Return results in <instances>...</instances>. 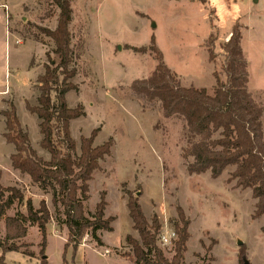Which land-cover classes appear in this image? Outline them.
Instances as JSON below:
<instances>
[{"label":"rangeland","instance_id":"1","mask_svg":"<svg viewBox=\"0 0 264 264\" xmlns=\"http://www.w3.org/2000/svg\"><path fill=\"white\" fill-rule=\"evenodd\" d=\"M70 7V68L76 71L70 82L77 90L69 92L66 101L69 108L82 105L85 113L71 121L70 133L77 147L80 137H89L95 129L94 146L113 140L111 155L99 162L88 182L85 203V212L92 213L104 193L105 217L114 218L113 231L96 232L103 246L85 236L74 257L71 248L64 255L66 231L58 223L63 217L56 214L50 191L43 192L11 168L8 155L14 148L2 136L1 112L12 103L32 148L49 160L39 145V121L26 110L25 102L36 105V79L49 64L47 58L59 63L53 42L38 30H54L59 9L53 0H0L2 185L16 187L24 199L31 197L34 207L42 199L47 201L53 217L46 229L47 262L61 264L64 257L68 262L73 258V264H134L131 247L125 243L127 235L138 240L126 208L128 192L138 198L148 221L157 215L161 223L157 244L168 260L173 255L172 224L179 206L190 221L183 264H241L243 259L264 264V215L252 219L255 200L250 190L228 182L233 168L215 179L209 172L189 175L186 167L193 159L183 158L188 148L184 122L165 119L158 102L142 107L130 92L131 84L148 78L157 64L152 53L130 48L148 47L153 38L165 65L183 87L203 88L211 95L213 73L225 81L222 46L237 26L247 62L248 92L256 103L264 104V24L252 20L258 12L253 0H71ZM208 48L215 57L212 62ZM17 212L25 214L24 204L15 205L6 215ZM4 234L1 221L0 239ZM40 239L37 229L29 226L24 239L11 243L20 248L5 255L6 263L39 264ZM244 247V255L239 256V248Z\"/></svg>","mask_w":264,"mask_h":264},{"label":"trees","instance_id":"2","mask_svg":"<svg viewBox=\"0 0 264 264\" xmlns=\"http://www.w3.org/2000/svg\"><path fill=\"white\" fill-rule=\"evenodd\" d=\"M70 1L53 0L59 9L54 30L38 28L53 42V52L59 57V63L54 64L47 56L49 64L43 66V73L36 80V105L25 102L26 110L39 121V145L49 154V160L39 157L32 148L12 103L7 104L1 116L5 124L3 138L14 148L10 156L11 168L28 176L31 183L43 192L50 191L55 212L63 217L58 223L66 231L64 255L71 248L74 257L85 236L90 235L99 246H103L96 232L113 231L111 224L114 218L105 217L104 193L94 211L85 212V203L89 199L88 182L93 172L99 169V162L111 155L113 140L109 138L102 145L94 146V138L98 134L95 129L89 137L81 136L77 147L70 133L71 121L85 116L82 105L69 108L66 101V95L77 90L76 85L70 82L76 75V71L70 68ZM208 40L212 41V36ZM240 41L241 33L235 26L222 46L225 53V81H221L214 72L215 87L211 95L203 88L183 87L165 65L153 38L148 47H132L130 49L135 53H152L157 64L148 78L131 84L130 92L142 107L158 102L165 119L179 118L184 122L188 148L183 158L193 159L186 167L189 175L209 172L215 179L228 168H233L228 182H235V187L241 190H250L255 200L252 219H258L264 215V104L256 103L248 92L247 62ZM207 53L209 62L214 61L210 48ZM215 135L218 137L214 138ZM125 194L128 197V217L138 235V240L130 235L125 237V243L131 247L134 264H183L190 237V221L182 208L176 207L177 218L172 224L175 237L172 241L173 255L168 260L157 244L161 233L157 215L154 214L148 221L138 198L128 192ZM23 204L25 214L17 212L12 217L6 215L15 205ZM52 218L45 200H40L38 208H34L31 199H24L19 189L3 187L0 183V222L3 221L5 227L4 238L0 239V264H7V253L19 250L20 246L11 243L24 239L29 226L36 227L41 236L39 264H48L44 251L46 229ZM210 250L208 248L207 251ZM244 252L245 247L239 248V256ZM240 263L244 264V259ZM61 264H73V258L68 262L63 257Z\"/></svg>","mask_w":264,"mask_h":264},{"label":"crops","instance_id":"3","mask_svg":"<svg viewBox=\"0 0 264 264\" xmlns=\"http://www.w3.org/2000/svg\"><path fill=\"white\" fill-rule=\"evenodd\" d=\"M253 3L258 7V12H257V15L255 16V17H253L252 18V20H254V21H256V22H260V23H262V24H264V0H253ZM228 41V40H227ZM226 41V42H227ZM41 75V74H40ZM40 75H38V76H40ZM37 80V79H36ZM4 111V110H3ZM17 115V114H16ZM21 124V123H20ZM22 126V125H21ZM4 128H5V124H4ZM4 132V131H3ZM2 132V133H3ZM4 134V133H3ZM3 136V135H2ZM5 140V139H4ZM5 143H6V141H5ZM7 144V143H6ZM35 150V149H34ZM10 156H11V154H9L8 155V157H9V160H10ZM18 172V171H17ZM0 175H1V173H0ZM26 176V175H25ZM28 179H29V177L28 176H26ZM29 181H30V179H29ZM31 182V181H30ZM0 183H1V185H2V175H1V179H0ZM3 186V185H2ZM4 187V186H3ZM31 198V197H30ZM31 201H32V205L34 206V201H33V199H31ZM39 202L40 201H38L37 202V204L39 205ZM46 204H47V207H48V203H47V201H46ZM34 208H38V207H34ZM48 209H49V207H48ZM34 227H31V229H33ZM36 228V227H35ZM37 229V228H36ZM38 231V230H37ZM41 240V239H40ZM63 240L65 241V239L63 238ZM46 242H47V231H46ZM103 244V243H102ZM80 249H81V247H78V249H77V251H80ZM76 251V252H77ZM49 264V263H48Z\"/></svg>","mask_w":264,"mask_h":264},{"label":"built area","instance_id":"4","mask_svg":"<svg viewBox=\"0 0 264 264\" xmlns=\"http://www.w3.org/2000/svg\"><path fill=\"white\" fill-rule=\"evenodd\" d=\"M5 8H6V6H5ZM162 241H163V243H166V239L164 237H162Z\"/></svg>","mask_w":264,"mask_h":264},{"label":"water","instance_id":"5","mask_svg":"<svg viewBox=\"0 0 264 264\" xmlns=\"http://www.w3.org/2000/svg\"><path fill=\"white\" fill-rule=\"evenodd\" d=\"M256 1V0H255ZM242 243H239V245H241ZM248 261L244 259V264H247Z\"/></svg>","mask_w":264,"mask_h":264}]
</instances>
